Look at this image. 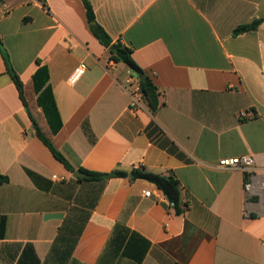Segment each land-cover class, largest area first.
Here are the masks:
<instances>
[{"label": "crops", "instance_id": "0c3cea01", "mask_svg": "<svg viewBox=\"0 0 264 264\" xmlns=\"http://www.w3.org/2000/svg\"><path fill=\"white\" fill-rule=\"evenodd\" d=\"M89 1L163 105L130 108L129 68L93 35L82 0H4L0 39L27 107L0 53V264H264V20L233 34L264 19V0ZM41 69L56 133L38 103ZM244 155L251 178L222 165ZM81 169L128 176L89 181ZM134 169L174 177L185 213Z\"/></svg>", "mask_w": 264, "mask_h": 264}, {"label": "trees", "instance_id": "16d2710c", "mask_svg": "<svg viewBox=\"0 0 264 264\" xmlns=\"http://www.w3.org/2000/svg\"><path fill=\"white\" fill-rule=\"evenodd\" d=\"M83 4L86 8V15L89 27L93 33V35L97 38V40L106 48L109 49L111 53V58L115 62L124 63L135 75L139 78L145 74V71L135 62L132 57V50L127 46L123 45L121 42L113 43L112 38L105 31V29L97 22L96 16L93 10V7L89 0H82ZM4 0H0V6L3 4ZM263 18L256 19L250 24H244L238 26L233 34L240 35L249 31H255L259 27V25L263 22ZM111 47H114L113 49ZM0 53L5 61L7 73L10 75L11 79L15 83L20 98L27 107V102L24 96L23 83L18 76V74L13 70L10 57L7 50L4 47L2 40L0 39ZM36 90L39 93L38 103L43 109L45 116L53 130L56 133L61 126V121L59 118V114L56 108V104L54 98L52 96L51 90L49 87L45 86L48 81V75L46 70H39L34 75ZM140 89L143 94V97L147 101V104L154 114L157 110L163 105L161 101V93L159 88L155 85L152 79L148 76L145 80H140ZM33 121V129L35 131V135L49 148L53 156L61 162L68 170L74 171L73 167L69 164L68 160L60 153L53 145L52 141L45 136L37 122ZM82 172L87 174V178L85 180L89 181H100L109 178H119V177H127L128 173L125 171L114 170L110 173H96L87 171L85 169H81ZM132 179H144L154 183L159 189H161L166 195L171 207L175 210L177 215H182L187 210V204L183 203L181 199V186L180 183L171 176H163L155 173H151L145 171L144 169H134L132 170ZM8 182V177L4 175H0V185L6 184Z\"/></svg>", "mask_w": 264, "mask_h": 264}, {"label": "built area", "instance_id": "2783aa9c", "mask_svg": "<svg viewBox=\"0 0 264 264\" xmlns=\"http://www.w3.org/2000/svg\"><path fill=\"white\" fill-rule=\"evenodd\" d=\"M87 70L85 63H80L79 66L74 70L69 81L75 83ZM125 90L131 95L130 108L132 110H138L143 108V94L140 89V79L130 69L128 71V78L125 83ZM222 165L226 167H234L247 173L248 177L251 178L253 171L255 170V160L251 155H244L241 157L227 159L222 161ZM245 190L251 192L252 182H247ZM150 192H145V196H150Z\"/></svg>", "mask_w": 264, "mask_h": 264}, {"label": "water", "instance_id": "95a60500", "mask_svg": "<svg viewBox=\"0 0 264 264\" xmlns=\"http://www.w3.org/2000/svg\"><path fill=\"white\" fill-rule=\"evenodd\" d=\"M112 49L114 48V47H111ZM147 78V76L146 75H143V76H141L139 79L141 80V81H143V80H145ZM74 176L75 177H77V178H84V177H86V174L85 173H83V172H81V171H76L75 172V174H74ZM132 176V174H130V177Z\"/></svg>", "mask_w": 264, "mask_h": 264}]
</instances>
